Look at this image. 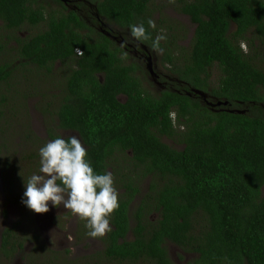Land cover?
<instances>
[{"label":"trees","instance_id":"trees-1","mask_svg":"<svg viewBox=\"0 0 264 264\" xmlns=\"http://www.w3.org/2000/svg\"><path fill=\"white\" fill-rule=\"evenodd\" d=\"M92 1L122 28L143 22L152 38L164 29L162 52L151 48V39L142 42L161 53L162 67L187 85L153 93L143 85L148 68L127 62L115 41L61 1L0 0V53L7 54L0 61V90L31 70L20 66L35 65L44 78L53 75L52 88L59 91L46 116L48 140L76 135L95 171L113 169L120 206L110 218L102 254L113 263L176 264L168 247L173 243L193 255L187 264H264V0H167L195 25L187 49L176 24L163 20L148 27L151 0ZM41 24L45 29L34 33ZM245 39L250 51L242 47ZM58 62L70 66L61 72ZM215 66L220 75L212 82ZM5 91L0 123L22 94L10 90L13 100ZM204 100L228 101L245 112ZM64 130L74 134L59 132ZM36 135L31 130L26 137H36L32 142L40 149L47 141ZM23 159L38 172L39 151ZM146 176L151 179L145 182ZM20 223L3 231L0 253L6 258L25 250L29 238L18 236ZM32 238L40 249V234ZM26 257V264H81L57 253L46 262Z\"/></svg>","mask_w":264,"mask_h":264},{"label":"rangeland","instance_id":"rangeland-1","mask_svg":"<svg viewBox=\"0 0 264 264\" xmlns=\"http://www.w3.org/2000/svg\"><path fill=\"white\" fill-rule=\"evenodd\" d=\"M172 1L174 2V0ZM150 6L153 20L156 24L159 22L162 25L163 20L171 26L176 24L180 29L181 35L179 38H182V41H180L181 46H185L186 49L190 48V41L195 30V25L191 22L189 16L182 13L178 7H174V3L167 2V0H151ZM234 27L235 25L232 26V30H234ZM44 29V24H41L39 29L33 28V32L38 33ZM181 29L184 30V33H182ZM164 31V29L161 30V32ZM20 33L28 34V32H25V29H21ZM248 36L254 38L252 34ZM11 44L14 45L13 41H11ZM11 44H9L8 48H10ZM257 44L260 45L259 42ZM242 45L246 51L249 50L248 44L243 43ZM260 51L263 53L264 49ZM6 55L5 52L0 53V61ZM161 56V53L157 54L159 60ZM153 57L154 63H156V57ZM262 61L261 64H263ZM57 65L60 67L59 69L62 68L61 72H64L70 64L63 65L58 62ZM159 67L161 69L164 68L162 65H159ZM23 68L31 70L20 72L17 81L12 80L10 85H3L0 90L1 93L9 90L10 97L13 100L17 99L15 93H12L15 90L17 91V88L22 93L18 97V103L11 102L9 104L10 109L5 108L8 115L4 119L2 118L0 123V250L3 231L12 224L21 222L20 225L17 224V229L20 230L18 236L28 237L29 240L25 244V250L18 251L12 261L0 253V264H25V257L28 253L31 261L35 262H39V259L42 262H46L52 259L51 257H53L54 253H57V257H65L67 260H75L81 264H121L119 262H111L102 254L105 248V236L97 238L87 236L86 221L73 215L70 210L64 209L62 205L60 207H53L50 202V208L47 213H35L31 211L29 215L25 212V206L20 203L25 190L24 179L27 180L28 177L35 173L34 170H29L26 166V162L23 161L24 155L33 151H39V146L33 145L34 143L32 142H37V138L33 137L34 140L29 139L26 137V134H29V131L33 130L34 134H37L36 136L41 138V140L49 141L46 116L51 110L55 109L56 93L59 91L52 88L51 79H53V75H47L45 76L46 78L41 75L39 76L35 65L20 66L19 70ZM68 74L69 72H67ZM219 75L220 70L217 66L213 67L211 73L212 82H217ZM23 93L29 95V97L24 99ZM6 117L9 119L8 123L4 122ZM59 132L63 135L74 134L68 130ZM164 140L167 141V138H164ZM177 146L180 147L179 145ZM18 175L21 176L20 180H17ZM150 179V176H146L144 180L146 182ZM146 185L147 183L145 184V189H147ZM157 215L156 212L152 213V217L156 218ZM32 220H35V223ZM32 224L37 226V228L33 227ZM35 233L40 234L39 243L43 246H40L38 250L32 238ZM131 237H133L132 233ZM168 247L171 258L176 264H187L193 256L190 253L184 252L173 243H168Z\"/></svg>","mask_w":264,"mask_h":264},{"label":"clouds","instance_id":"clouds-1","mask_svg":"<svg viewBox=\"0 0 264 264\" xmlns=\"http://www.w3.org/2000/svg\"><path fill=\"white\" fill-rule=\"evenodd\" d=\"M147 24L156 28L152 19ZM129 27L132 40L140 43L151 39V48L163 51L161 42L167 39L165 34L161 32L152 38L143 22ZM78 52L81 53L79 49ZM39 157L38 172L24 179L21 203L35 213H47L50 202L53 207L62 205L86 221L87 235L91 238L111 232L110 218L120 206L112 171H95L86 146L76 135L49 140L40 147Z\"/></svg>","mask_w":264,"mask_h":264},{"label":"flooded vegetation","instance_id":"flooded-vegetation-1","mask_svg":"<svg viewBox=\"0 0 264 264\" xmlns=\"http://www.w3.org/2000/svg\"><path fill=\"white\" fill-rule=\"evenodd\" d=\"M50 1H53V0H50ZM58 1H61L64 5V6L62 5V7H66V9H68V11L71 9L78 11V13L90 24L91 27L96 28L99 32L107 35L113 41H115L122 48V50L129 56L127 62L129 60L132 61V63L138 62L139 64L145 65L146 68H148V64L151 63L153 69L155 70L156 75L153 76L150 74L148 76V80H143V85L146 86L150 90L152 89L153 93H156V92L159 93L160 91H162L164 89H168V88L172 89V90H175V89L177 90V88L180 87L181 89H183V87L185 85H187V82L178 78L177 75H175L170 70H168L166 68L161 69L159 67V65H162L161 61H160L161 59L160 60L158 59L157 54L151 52V49L148 46H146L143 42L137 43L134 40H132V38L130 36V29L128 27L122 28V27L108 21V18L104 14H101L98 11L97 4L94 3L92 0H67V1L58 0ZM53 4L56 5L55 3H53ZM44 5L47 6V4H44ZM59 7H61V5H59ZM0 23L2 25L3 21H0ZM233 25H235V24L233 23L231 25V30H232ZM235 29H236V25L234 27V30ZM21 35L27 36V35L22 34V33H21ZM257 42H256V44H257ZM243 43L248 44L247 40L243 41L242 44ZM248 46H249V44H248ZM242 47H243V45H242ZM261 49H264V48L262 47ZM82 51H84V50L82 49ZM248 51H250V48ZM76 52L78 54H80L78 52V50ZM260 52H261V54H263L262 51H260ZM153 56L156 57L155 62L158 65L156 63H154V57ZM262 56L263 55H261V57ZM68 63L70 64V62H68ZM188 86H189V84H188ZM189 88H191V87L189 86ZM207 98L212 99V100H216V98L212 97L210 94H208ZM121 100L126 101L127 96L122 95ZM204 101H206V100H204ZM206 102L209 103V105H211L210 102H212V101H206ZM221 105L229 106L228 110H233V112H238V113H239V111L245 112V110L231 108L230 107L231 104H229V102L227 105L222 103L218 106H221ZM213 107H214V105H213ZM163 140H164V138H163ZM166 142L171 143V144L173 143L172 140L168 139V138H167ZM129 154L131 155L130 151H129ZM117 156H118V154H117ZM117 166L118 165H116V167ZM109 170L113 171L112 168H109ZM25 208H26L25 212L27 214H30L31 210H29L26 206H25ZM111 226H113L112 223H111ZM1 241H2V239H1ZM1 244H2V242H1ZM7 259L12 261L14 258L10 257ZM26 263H27V259L25 257V264Z\"/></svg>","mask_w":264,"mask_h":264},{"label":"water","instance_id":"water-1","mask_svg":"<svg viewBox=\"0 0 264 264\" xmlns=\"http://www.w3.org/2000/svg\"><path fill=\"white\" fill-rule=\"evenodd\" d=\"M63 1H67V0H63ZM109 35H110V34H109ZM148 69H149L151 75H153V76L156 75L155 71L153 70V67H152V64H151V63L148 64ZM193 90H194L195 92L199 93V94H200L201 96H203L204 98H207V96H208L207 93H205V92H203V91H201V90H196V89H193ZM222 103L225 104V105H227V104H228V101H225V102H223V101H218L217 103H212V102H210L211 105H220V104H222ZM229 111L233 112V110H229ZM239 113H244V111H239Z\"/></svg>","mask_w":264,"mask_h":264}]
</instances>
